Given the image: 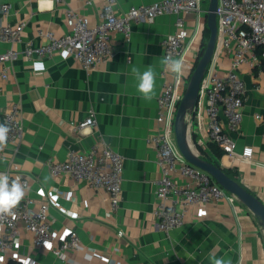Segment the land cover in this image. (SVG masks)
I'll list each match as a JSON object with an SVG mask.
<instances>
[{"label": "crops", "instance_id": "0c3cea01", "mask_svg": "<svg viewBox=\"0 0 264 264\" xmlns=\"http://www.w3.org/2000/svg\"><path fill=\"white\" fill-rule=\"evenodd\" d=\"M105 0L87 6L82 0H0L10 6L4 22L16 26L25 22L20 43L0 42V54L13 48L20 52L10 65L7 79L0 78V116L15 103L20 104L23 140L8 143L0 151V172L13 165L31 176L26 195L38 209L42 203L40 190L57 194V205L50 209L55 232L66 238L78 233L79 252H70L69 264H210L209 255L230 258L232 264H264V228L254 214L236 198L220 201L217 206L194 208L185 216L182 227L169 233L160 229L154 216L159 167L157 148L148 139L164 130L158 124V99L167 84L177 86L178 104L187 89L194 69L202 57L209 36L208 4L201 13L184 15L189 35V50L184 58L185 70L177 78L165 71L159 61L164 57L163 42L179 30L177 16L163 15L152 23L133 24L127 42L120 33L112 35L114 56L95 70L87 72L74 58L61 52L51 57L27 59L23 51L27 42L40 45L39 30H50L57 37L68 33L67 11L73 9L87 17L90 26L100 21ZM161 0H117V11L125 13L132 6L151 5ZM215 62L223 73L231 68V59L218 50ZM156 70V95L145 101L136 90L132 67L147 66ZM240 73L248 94L243 108L240 129L229 134L235 140L236 154L246 146L254 150L250 160L222 153L216 156L207 141L206 99L199 100L197 111L189 119L190 143L200 155L216 159L232 172L234 178L264 202V60L254 67L243 64ZM95 112V130H78L72 122H84ZM261 115V119L256 116ZM227 129V121L222 117ZM99 140L125 158L122 199L113 210L110 196L104 189H95L85 182H76L70 175L54 177L49 160L64 162L70 150L87 151ZM180 185L189 179L174 176ZM123 236H118V232ZM28 244V242H26ZM17 248L20 257L37 264H68L48 250ZM29 245V244H28ZM105 254L108 260L97 256ZM92 258H88L91 257ZM9 264H20L12 259Z\"/></svg>", "mask_w": 264, "mask_h": 264}, {"label": "built area", "instance_id": "2783aa9c", "mask_svg": "<svg viewBox=\"0 0 264 264\" xmlns=\"http://www.w3.org/2000/svg\"><path fill=\"white\" fill-rule=\"evenodd\" d=\"M87 6L97 0H82ZM206 0H161L151 5L132 6L125 13L117 11V0H105L100 10L99 23L91 27L87 17L79 15L73 9L67 11L68 33L57 37L50 30H39L40 45L29 41L23 55L33 60L35 57H51L65 53L74 58L87 71L95 70L114 56L111 44L112 35L122 34L127 42L132 37L133 24L152 23L163 15L177 16L178 32L168 36L163 42L164 57L184 60L189 47V35L185 30L184 15L201 13ZM10 6H2L0 18V42L20 43L26 27L22 22L16 26L4 22ZM218 43L211 64L202 82L199 100L206 99L207 121L204 134L207 141L219 147L224 154L236 156L242 161L250 160L254 150L246 146L241 155L236 154V142L229 134L240 129L243 121V108L248 89L240 68L243 64L255 66L264 60V0H218ZM259 49L261 51L257 52ZM218 50L231 59V68L223 73L215 62ZM20 52L13 48L0 54V78L7 79L10 65L17 61ZM178 94L175 84H167L158 99V124H166L164 130L151 136L148 141L157 148L158 178L155 181L157 204L154 216L160 229L169 233L185 223V216L194 208L217 206L220 201L234 202L236 197L220 187L206 172L190 165L179 153L175 134L174 119L178 109ZM199 104V103H198ZM20 104L15 103L0 116V124L10 128L8 143L19 144L24 137V128L20 119ZM222 117L227 121V129ZM261 119V115L256 116ZM78 130H95L98 120L95 112L81 123H71ZM48 166L54 177L70 175L76 182H85L95 189H104L110 196L113 210L122 199L123 172L125 158L99 140L87 151L70 150L67 160L57 162L49 160ZM6 173L10 177L20 176L22 183L29 188L31 176L21 172L19 166H11ZM181 175L189 179L186 185H180L174 176ZM42 203L35 209L34 202L25 194L13 215L0 216V264H9L12 259L20 264H37L31 258H21L17 248L26 245L31 249L48 250L65 263H72L70 252H79L80 238L75 230H70L66 238H61L53 227L50 209L57 205V194L40 190ZM122 237L123 232L119 231ZM88 257V258H92ZM108 260L105 254L97 256Z\"/></svg>", "mask_w": 264, "mask_h": 264}, {"label": "water", "instance_id": "95a60500", "mask_svg": "<svg viewBox=\"0 0 264 264\" xmlns=\"http://www.w3.org/2000/svg\"><path fill=\"white\" fill-rule=\"evenodd\" d=\"M217 10L218 0H209L207 23L210 36L205 51L189 80L185 94L179 102L173 124L175 140L178 151L185 161L208 173L220 187L229 194L235 196L243 206L251 211L257 218L259 224L264 228V202L256 195L252 194L236 179L227 175L224 168L217 167L215 164L205 160L192 148L189 140V119L193 117L197 111L202 82L217 48L219 32Z\"/></svg>", "mask_w": 264, "mask_h": 264}, {"label": "clouds", "instance_id": "9594fccd", "mask_svg": "<svg viewBox=\"0 0 264 264\" xmlns=\"http://www.w3.org/2000/svg\"><path fill=\"white\" fill-rule=\"evenodd\" d=\"M165 71L170 72L179 78L185 70L182 58L171 56L162 57L159 61ZM131 74L136 80V90L145 101H151L156 95V70L149 65L141 70L139 67H132ZM10 128L7 124H0V151L8 142ZM20 176L10 177L7 173L0 172V216L13 215V210L20 204L26 194L27 185L23 184ZM210 264H232L231 259L209 255Z\"/></svg>", "mask_w": 264, "mask_h": 264}, {"label": "trees", "instance_id": "16d2710c", "mask_svg": "<svg viewBox=\"0 0 264 264\" xmlns=\"http://www.w3.org/2000/svg\"><path fill=\"white\" fill-rule=\"evenodd\" d=\"M259 51H261V49H259L257 52H259ZM212 149H213V152H214V154L218 157V156H220L222 153H223V151L219 148V147H217L216 145H212ZM205 160H207V161H209V162H211V163H213V164H215L217 167H221L220 165H219V163L216 161V159L215 158H213V157H210V156H208V155H201ZM224 171L227 173V175H229L231 178H234V174H232V172H230L229 170H226V169H224ZM235 179V178H234Z\"/></svg>", "mask_w": 264, "mask_h": 264}]
</instances>
